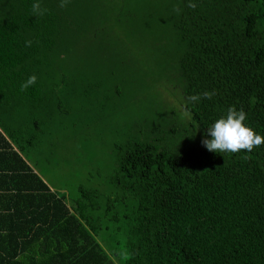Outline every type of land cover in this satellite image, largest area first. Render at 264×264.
<instances>
[{"label":"trees","instance_id":"1","mask_svg":"<svg viewBox=\"0 0 264 264\" xmlns=\"http://www.w3.org/2000/svg\"><path fill=\"white\" fill-rule=\"evenodd\" d=\"M78 1L60 8V0H39L47 13L35 17V0H0V103L38 111L46 101L43 68L56 61L50 58L78 38L92 48L91 30L75 34L68 22L70 14L79 29L90 27L72 16ZM174 2L168 24L176 52L164 59L175 61L168 68L189 114L183 136L211 138L207 128L230 106L264 135V0H193L195 9ZM33 74L35 85L21 91ZM206 91L211 99H188ZM166 127L159 121L150 128L157 137L130 134L114 147L104 194L78 187L77 197L59 196L30 169L28 196L10 204L13 228L0 234V264H264V146L217 154L202 140L180 145L182 130Z\"/></svg>","mask_w":264,"mask_h":264},{"label":"rangeland","instance_id":"2","mask_svg":"<svg viewBox=\"0 0 264 264\" xmlns=\"http://www.w3.org/2000/svg\"><path fill=\"white\" fill-rule=\"evenodd\" d=\"M78 4L71 15L90 27L79 29L70 14L68 22L75 34L91 30L92 48L78 38L77 44L50 58L56 61L43 68L46 101L44 106L41 101L38 111L24 110L11 101L0 103V127L18 140L31 170L68 199L79 195L78 187L105 193L114 147L126 135L157 137L150 128L160 121L167 124L165 129L173 123L182 130L175 135H182L180 145L203 139L198 132L196 137L183 136L189 114L181 106L179 84L168 68L174 60L164 59L176 52L168 24L177 15L176 2L83 0ZM98 42L103 44L96 49ZM76 69L88 74L78 77ZM100 229L99 234L109 232L114 237L109 229ZM99 239L110 249L107 239ZM116 258L121 262L120 256Z\"/></svg>","mask_w":264,"mask_h":264},{"label":"clouds","instance_id":"3","mask_svg":"<svg viewBox=\"0 0 264 264\" xmlns=\"http://www.w3.org/2000/svg\"><path fill=\"white\" fill-rule=\"evenodd\" d=\"M69 0H60L59 7H67ZM187 6L195 9L196 4L193 0H188ZM32 13L35 17L44 16L47 9L43 8L39 0L31 6ZM178 11V9H177ZM32 41H25L26 47H31ZM37 82L36 75H31L20 85L21 91H26L29 87ZM214 92H204L202 95H192L188 99L195 103L203 99H211ZM247 119V113L243 110H237L230 106L225 116L215 120L206 130L205 135L210 139L202 140L203 146L210 152L221 154H236L241 151L251 153L254 149L264 146V135L257 134L251 127L244 122Z\"/></svg>","mask_w":264,"mask_h":264},{"label":"crops","instance_id":"4","mask_svg":"<svg viewBox=\"0 0 264 264\" xmlns=\"http://www.w3.org/2000/svg\"><path fill=\"white\" fill-rule=\"evenodd\" d=\"M19 148V142H13L0 128V234H7L13 228V218L6 217L10 204L19 201V194L23 198L29 193L24 189V178H28L31 168Z\"/></svg>","mask_w":264,"mask_h":264}]
</instances>
